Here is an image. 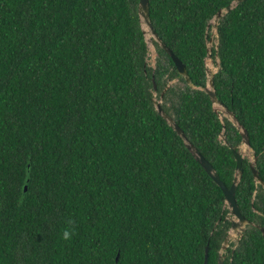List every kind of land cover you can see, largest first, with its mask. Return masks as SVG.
<instances>
[{
    "label": "trees",
    "instance_id": "16d2710c",
    "mask_svg": "<svg viewBox=\"0 0 264 264\" xmlns=\"http://www.w3.org/2000/svg\"><path fill=\"white\" fill-rule=\"evenodd\" d=\"M235 1L150 0L190 84L154 37L149 62L140 0H0V264H204L207 247L219 264L224 193L157 103L230 187L241 131L204 88L213 20ZM212 59L217 97L248 131L264 180V0L219 19ZM251 162L236 199L259 226L224 264H264Z\"/></svg>",
    "mask_w": 264,
    "mask_h": 264
},
{
    "label": "water",
    "instance_id": "95a60500",
    "mask_svg": "<svg viewBox=\"0 0 264 264\" xmlns=\"http://www.w3.org/2000/svg\"><path fill=\"white\" fill-rule=\"evenodd\" d=\"M242 0H236L232 4L228 5L225 9L219 10V12L216 14L213 22L215 26L217 27L219 19L228 11H230L233 7H235L239 2ZM139 13L143 21V25L145 27L148 26L154 36V38L161 44V46L170 54L171 58L174 60L178 71L181 75H183L188 83H192L191 78L189 76L188 70L186 68V65L183 64V62L174 54V52L160 39L158 34L154 31L151 19H150V0H140L139 4ZM145 33L147 34V30L145 29ZM152 39L150 38L148 40L149 44H152ZM208 57H212V46H209L208 48ZM208 74V85L204 88V90L209 94L211 97L215 109L220 110L225 116L229 117L235 125L238 126L239 130L241 131L242 135V146L245 148L247 147L248 149H251L250 145V138H249V133L246 130V128L239 122L238 118L236 115L229 109L227 108L224 104L220 102V100L217 97V93L215 90V85H214V75L215 72L208 68L207 70ZM155 89H157L156 84L154 85ZM164 94V93H163ZM162 94V95H163ZM163 97V96H162ZM219 105V106H217ZM157 108L159 112L169 121L170 125L174 127V129L178 132L180 136H182L187 144V147L189 150L193 153L194 157L196 160L204 167V169L208 172V174L213 178V180L221 187L225 199H226V204L229 207L230 210V215L233 216L232 220V228L226 239L224 240V243L222 245V251H225L231 240L235 238L232 234V232L236 235V237L241 238L243 236V233L246 230V224L248 223V220L246 217L242 214L239 203L237 202L236 199V191L238 189L239 183L242 180L243 173H244V168H243V161H244V155L240 150L237 148H233L234 156L236 159V175L234 178V181L232 185L229 187L227 186L220 178L219 174L217 173L216 169L214 166L200 153V151L195 147V145L191 142H189L188 137L184 130L180 128V126L175 122V120L169 116L161 107V102L157 103ZM252 171L254 174L255 179L257 182L261 183L264 185V180L259 174L258 169L252 164ZM262 232L264 235V229L262 228ZM226 256L221 252L220 257H219V264H224ZM209 261V248H206V254H205V261L204 264H208Z\"/></svg>",
    "mask_w": 264,
    "mask_h": 264
},
{
    "label": "rangeland",
    "instance_id": "374dc122",
    "mask_svg": "<svg viewBox=\"0 0 264 264\" xmlns=\"http://www.w3.org/2000/svg\"><path fill=\"white\" fill-rule=\"evenodd\" d=\"M214 23V22H213ZM145 29L147 30V39L149 40L150 38L152 39V37H154L153 36V34H152V32H151V30H150V28L148 27V26H146L145 25ZM211 40L209 41V46H212L214 43H216V38H217V27L215 26V24L213 25V27L211 28ZM149 47H150V50H151V55H150V57H149V62L151 63V64H154L155 63V60H156V57H157V51H156V47L154 46V44H153V42H152V44H149ZM207 66H208V68H210V69H212L214 72L215 71H217V69H218V66H217V64L215 63V61L212 59V57H208L207 58ZM158 102H161V98L159 99V101ZM217 106H219V105H217ZM222 138H224V135H222ZM240 150H241V152L243 153V155L244 156H246V157H249V159L251 160V161H253V159H254V156H253V153H252V151L251 150H249L247 147L245 148L244 146H240ZM227 207H228V205H227ZM229 208V207H228ZM229 215H230V213H229ZM231 216V215H230ZM230 232V231H229ZM232 234H233V236L235 237V238H233L232 240H231V242H230V245L229 246H232V247H235V245H236V243H237V238H236V235L232 232ZM229 248V247H228ZM228 248L225 250V251H222L221 250V252L222 253H224V252H226L227 250H228Z\"/></svg>",
    "mask_w": 264,
    "mask_h": 264
},
{
    "label": "flooded vegetation",
    "instance_id": "af4514ba",
    "mask_svg": "<svg viewBox=\"0 0 264 264\" xmlns=\"http://www.w3.org/2000/svg\"><path fill=\"white\" fill-rule=\"evenodd\" d=\"M249 150H251V149H249ZM252 151V153H253V150H251ZM243 154V153H242ZM245 155V154H244ZM245 158H249V157H246V156H244V159ZM252 164H254V166H255V164H256V158L254 157V159H253V162H251V166H252ZM256 167V166H255ZM251 169H252V167H251ZM263 179V178H262ZM259 183V182H258ZM260 185L264 188V185H262L261 183H260ZM257 192V190L255 191V193ZM241 209V208H240ZM255 211H257V210H255ZM227 218L231 221V228H232V220H233V216L231 215H229L228 214V216H227ZM247 220H248V223L246 224V228L249 226V225H255V226H259V224H257V222L255 221V220H251V219H248V218H246ZM261 230H262V228H261ZM246 231V230H245ZM237 238V237H236ZM241 238H237V240L239 241ZM237 241V242H238ZM230 245V244H229ZM228 247H230V246H228ZM232 247V246H231ZM220 257V256H219Z\"/></svg>",
    "mask_w": 264,
    "mask_h": 264
},
{
    "label": "clouds",
    "instance_id": "9594fccd",
    "mask_svg": "<svg viewBox=\"0 0 264 264\" xmlns=\"http://www.w3.org/2000/svg\"><path fill=\"white\" fill-rule=\"evenodd\" d=\"M222 114H223V113H222ZM223 115H224V114H223ZM224 116H225V115H224ZM228 118H229V117H228ZM240 151H241V150H240ZM230 231H231V229H230ZM229 233H230V232H229ZM64 235H65V238H68V235H69V234H68L67 232H65ZM223 254H224V253H223Z\"/></svg>",
    "mask_w": 264,
    "mask_h": 264
}]
</instances>
